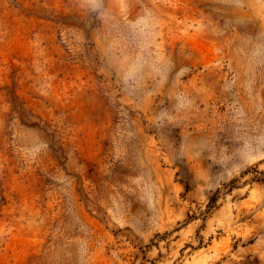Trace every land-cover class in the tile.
<instances>
[{
  "label": "rangeland",
  "instance_id": "rangeland-1",
  "mask_svg": "<svg viewBox=\"0 0 264 264\" xmlns=\"http://www.w3.org/2000/svg\"><path fill=\"white\" fill-rule=\"evenodd\" d=\"M0 264H264V0H0Z\"/></svg>",
  "mask_w": 264,
  "mask_h": 264
}]
</instances>
